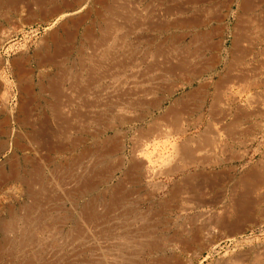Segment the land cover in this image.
Returning <instances> with one entry per match:
<instances>
[{"label":"rangeland","instance_id":"1","mask_svg":"<svg viewBox=\"0 0 264 264\" xmlns=\"http://www.w3.org/2000/svg\"><path fill=\"white\" fill-rule=\"evenodd\" d=\"M182 1L168 0L173 8ZM46 3L0 0V48L50 39L71 17L114 10L117 1L61 0L59 12L32 15L48 12L37 7ZM132 3L126 0V7ZM170 69L181 73L180 63H155L148 71ZM115 84L109 82L108 128L16 127L11 143L0 144V264H264V96L236 97V120L244 115L240 106L251 103L253 123L262 128L214 130L217 151L230 143L227 176H142V139L156 155L180 129L141 136L139 113L127 104L118 123ZM7 108L19 120L18 106Z\"/></svg>","mask_w":264,"mask_h":264},{"label":"crops","instance_id":"2","mask_svg":"<svg viewBox=\"0 0 264 264\" xmlns=\"http://www.w3.org/2000/svg\"><path fill=\"white\" fill-rule=\"evenodd\" d=\"M41 1L47 3L37 7L49 11L32 15L61 10V0ZM116 1L114 10L71 17L68 25L52 29L50 39L0 48V144L11 143L16 127L108 128L112 81L118 123L127 104L139 113L134 122L141 136L152 135L144 130L180 129L179 138L167 139L156 155L144 150L150 142L142 139L145 172L139 175L227 176L222 169L230 143L217 151L214 130L251 134L263 127L254 125L251 103L240 106L244 115L236 120V97L264 96V0H183L177 8L168 0H133L127 7L126 0ZM155 63H180L181 73H150ZM12 104L19 120L7 108Z\"/></svg>","mask_w":264,"mask_h":264},{"label":"bare ground","instance_id":"3","mask_svg":"<svg viewBox=\"0 0 264 264\" xmlns=\"http://www.w3.org/2000/svg\"><path fill=\"white\" fill-rule=\"evenodd\" d=\"M90 2V1H89ZM86 4H88V0H87V3ZM84 6V5H83ZM80 8V7H79ZM78 11V10H77ZM76 11V12H77ZM73 13V12H72ZM71 14V13H70ZM55 39V38H54ZM23 66V65H22ZM43 148V147H42ZM53 148V147H52ZM47 149V148H46ZM181 154V153H180ZM191 154V153H190ZM82 158V157H81ZM50 159V158H49ZM262 165V164H261ZM140 167V166H139ZM108 171V170H107ZM3 173V172H2ZM16 174V173H15ZM17 175V174H16ZM254 175V174H253ZM263 175V174H262ZM262 175L261 176H259V177H262ZM32 176V175H31ZM257 176V175H256ZM12 177V176H11ZM206 177V176H205ZM2 178V177H1ZM5 178V177H4ZM9 178V177H8ZM137 178V177H136ZM132 179V178H131ZM261 179V178H260ZM262 181V180H261ZM1 182V181H0ZM7 182V181H6ZM2 183V182H1ZM1 183H0V185H1ZM4 183V182H3ZM29 185V184H28ZM90 185V184H89ZM115 187V186H114ZM185 188V187H184ZM119 190V189H118ZM117 190V191H118ZM30 192H31V190H30ZM200 194V193H199ZM208 199V198H207ZM229 208V207H228ZM227 213V212H226ZM88 217V216H87ZM204 218V217H203ZM235 219V218H234ZM238 219H239V217H238ZM202 220V219H201ZM228 223V222H227ZM249 223V222H248ZM214 224V223H213ZM5 225V224H4ZM3 226V225H2ZM14 226V225H13ZM236 227V226H235ZM7 228V227H6ZM219 228V227H218ZM217 228V229H218ZM7 229H9V228H7ZM3 230H6L5 228H3ZM2 230V231H3ZM206 230V229H205ZM242 230V229H241ZM214 231H216L215 229H214ZM212 233V232H211ZM218 233V232H217ZM177 246V245H176Z\"/></svg>","mask_w":264,"mask_h":264}]
</instances>
